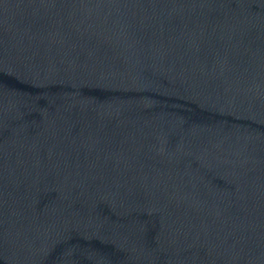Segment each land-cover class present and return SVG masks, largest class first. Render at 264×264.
Listing matches in <instances>:
<instances>
[{
  "label": "water",
  "instance_id": "obj_1",
  "mask_svg": "<svg viewBox=\"0 0 264 264\" xmlns=\"http://www.w3.org/2000/svg\"><path fill=\"white\" fill-rule=\"evenodd\" d=\"M0 264H264V0H0Z\"/></svg>",
  "mask_w": 264,
  "mask_h": 264
}]
</instances>
